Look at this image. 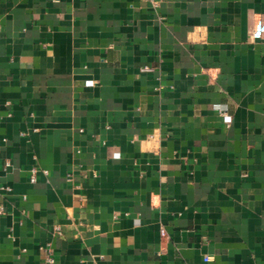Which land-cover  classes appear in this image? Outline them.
<instances>
[{"label":"crops","instance_id":"crops-1","mask_svg":"<svg viewBox=\"0 0 264 264\" xmlns=\"http://www.w3.org/2000/svg\"><path fill=\"white\" fill-rule=\"evenodd\" d=\"M254 13L264 0H0V264H41L46 242L49 264H264Z\"/></svg>","mask_w":264,"mask_h":264},{"label":"built area","instance_id":"built-area-1","mask_svg":"<svg viewBox=\"0 0 264 264\" xmlns=\"http://www.w3.org/2000/svg\"><path fill=\"white\" fill-rule=\"evenodd\" d=\"M154 2V0H151ZM250 31L252 35L256 37L264 38V21L262 20L259 13H254L251 18V25H250ZM86 83H90V80H87ZM213 107L216 109V111L221 115L222 121L225 125L229 124L231 116L230 113L227 112V109L223 103H214ZM7 161H5V164ZM38 171V169L35 166L29 167V181H34L35 174ZM41 172H46L45 169H41ZM10 187L6 184H0V192L8 191ZM3 204L0 201V213L3 212ZM52 231L59 234L60 229L57 225H54L52 228ZM40 249L42 253L44 254V261L41 264H49L53 261V257L51 254V247L48 242L44 243L43 245H40Z\"/></svg>","mask_w":264,"mask_h":264}]
</instances>
